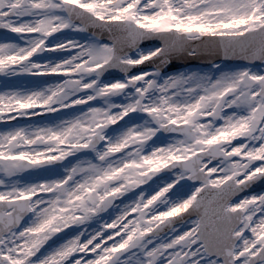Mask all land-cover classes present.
<instances>
[{
	"label": "snow or ice",
	"instance_id": "1",
	"mask_svg": "<svg viewBox=\"0 0 264 264\" xmlns=\"http://www.w3.org/2000/svg\"><path fill=\"white\" fill-rule=\"evenodd\" d=\"M0 264H264V0H0Z\"/></svg>",
	"mask_w": 264,
	"mask_h": 264
}]
</instances>
